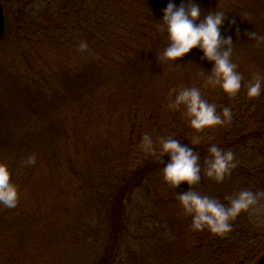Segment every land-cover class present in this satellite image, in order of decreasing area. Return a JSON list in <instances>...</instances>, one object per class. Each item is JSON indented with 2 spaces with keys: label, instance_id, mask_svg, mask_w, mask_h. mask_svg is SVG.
Returning <instances> with one entry per match:
<instances>
[{
  "label": "rangeland",
  "instance_id": "1",
  "mask_svg": "<svg viewBox=\"0 0 264 264\" xmlns=\"http://www.w3.org/2000/svg\"><path fill=\"white\" fill-rule=\"evenodd\" d=\"M59 1L34 0L22 9L18 0H0V159L8 161L12 179L22 191L16 207L0 205V264H96L105 253L111 230L110 194L131 163L126 155L127 159L121 154L114 157L116 151L102 149L108 132L121 128L120 114L132 104L150 110L162 105L166 112L173 113L167 105L170 94L175 98L173 89L178 90L180 85L200 87L209 101L215 93L204 83L214 62L204 59L198 47L178 58L179 66L158 62L156 55L165 47L167 33L157 31L136 48L131 58L108 62L78 51L72 57L49 54L44 62L46 77L37 79L35 72L27 69L23 56L14 51L11 22L19 10L41 16L49 4L54 10L47 12L52 13ZM174 2L179 6L181 0ZM197 2L203 12L219 5L229 19L235 17L240 33L235 26L229 28L228 21L221 29L222 36L233 37V60L239 69L264 73V42L257 45L254 38L245 35L246 31L264 34V0ZM171 125L162 124V130L176 135L180 125L173 129ZM221 130V125L210 126L205 135H200L206 141ZM124 137L126 133L115 144L120 145ZM32 153L37 154V163H22ZM257 153L261 154L254 147H242L236 156L246 164L243 168L255 169L263 163ZM258 174L257 179L261 177ZM229 181L227 176L223 180L226 185ZM212 183L216 181L202 174L194 187L200 192ZM146 193L141 187L132 194L134 214L147 213ZM254 219L260 220L259 230L264 229V207ZM140 220L146 222L145 217ZM131 227L137 229L136 225ZM138 229V233L132 230L121 238H126V245L140 249L145 230ZM260 261L264 264V258ZM125 262V254L119 249L114 264ZM196 263L209 264L202 259Z\"/></svg>",
  "mask_w": 264,
  "mask_h": 264
},
{
  "label": "trees",
  "instance_id": "2",
  "mask_svg": "<svg viewBox=\"0 0 264 264\" xmlns=\"http://www.w3.org/2000/svg\"><path fill=\"white\" fill-rule=\"evenodd\" d=\"M30 1L34 0H18L22 9ZM166 3L167 0H60L56 11L48 13L47 10H54V6L51 8L48 4L41 16L19 10L11 22V44L14 51L23 56L27 69H32L36 78L41 80L46 77L44 62L48 55L59 58L70 54L72 57L77 53L81 40L88 41L90 51L85 55L93 59L98 57L100 61L110 62L120 57L131 58L136 48L157 31L155 26ZM238 70L244 73L245 79H251L250 71ZM205 87L215 92L209 102L216 103L218 111L223 106H230L233 110L231 123L221 125L222 132L218 136L213 135L209 137L211 139L193 146L190 139L202 133L205 135V130L210 127L197 132L190 127L187 118L182 122L177 120V117L180 119L183 116L180 110L166 112L162 105L150 110L137 104L129 105L120 114L119 130L114 128L115 132H108L103 151H116L114 157L121 154L126 159L128 157L131 163L124 168L122 177L110 194L111 230L105 253L96 264H114L119 249L124 252L127 264L128 261L130 264H198L196 262L201 259L209 264H261L260 260L264 258V229L259 230L261 223L254 219L255 213L242 212L231 221L233 228L224 236L207 229L194 231L191 216L184 214L176 198L177 192L187 191L189 185L185 181L177 189L170 187L162 171L170 157L165 155L162 163L140 148L144 132L151 133L154 139L173 135L162 130L161 125L166 126L168 122L172 124V129L180 125V131L175 136L183 144L199 151L201 163L209 155L208 147L212 143L225 150L231 149L235 156L242 147H254V151L262 154L257 155L264 158V93L250 98L247 90L242 88L239 95L229 97L219 86ZM125 133L126 137L121 138L120 145L115 144V140ZM239 157H235L239 161L237 167L227 175L230 180L227 185L216 181V184L212 183L200 192L228 203L225 197L241 188L264 190V159H258L263 163L253 169L249 166L243 168L246 164ZM114 165L120 166L115 162ZM257 172L261 176L259 179L255 178ZM141 187L148 191L149 204L144 206L147 213L138 215L141 212L134 214L130 200ZM257 207H264V199ZM143 217L146 222L140 220ZM132 225H136L137 229H133ZM138 228L145 230L141 236L143 241L138 246L140 249L126 245V238H121L132 230L138 233L135 231L140 230Z\"/></svg>",
  "mask_w": 264,
  "mask_h": 264
},
{
  "label": "clouds",
  "instance_id": "3",
  "mask_svg": "<svg viewBox=\"0 0 264 264\" xmlns=\"http://www.w3.org/2000/svg\"><path fill=\"white\" fill-rule=\"evenodd\" d=\"M162 21H158V32H166V45L157 56L158 62L167 61L179 66L178 58H183L193 48L203 51L204 59L214 62L211 73H208L204 83L213 88L219 86L229 97L239 95L242 88L250 98L259 97L264 93V73L256 71L251 79H245L239 71V64L233 60L234 43L232 35L222 36L221 29L228 21L229 28L235 26L240 33L235 17L229 19L219 5L215 9L203 12L197 0H181L179 6L174 0H169L163 9ZM245 35L254 38L259 45L264 42V34L256 31H246ZM77 49L81 53L90 51L87 40H81ZM203 75V73H201ZM175 98H171L168 108L180 110L187 118L192 129L200 132L210 126L227 125L233 119L230 106L217 110V104L205 98L200 87L196 85H180L173 89ZM211 139V138H209ZM204 141L201 135L190 139L191 145ZM140 148L146 154L164 163V156L170 160L162 169L164 180L170 187L178 188L182 182H187L188 190L177 192L176 198L186 216H191V228L194 231L207 229L219 236L228 234L234 221L242 212L256 213L258 205L264 199V190L253 191L251 188H241L228 195L224 203L219 197L202 194L195 190L202 174L217 182H222L239 163L231 149L225 150L212 143L208 147L209 155L201 163L199 151L182 143L174 134L157 136L155 139L149 132H144ZM22 163L33 166L37 163V154H29ZM13 170L8 161L0 159V205L6 208L17 206L22 191L12 179Z\"/></svg>",
  "mask_w": 264,
  "mask_h": 264
}]
</instances>
